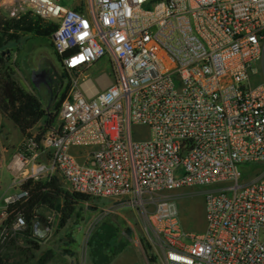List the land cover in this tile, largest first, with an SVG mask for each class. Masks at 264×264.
Returning a JSON list of instances; mask_svg holds the SVG:
<instances>
[{"label":"built area","instance_id":"1","mask_svg":"<svg viewBox=\"0 0 264 264\" xmlns=\"http://www.w3.org/2000/svg\"><path fill=\"white\" fill-rule=\"evenodd\" d=\"M19 1L57 24L69 90L9 164L0 247L28 230L24 182L56 174L136 210L160 264H264V0ZM102 60L112 75L96 85ZM188 197L204 201L201 234L184 230Z\"/></svg>","mask_w":264,"mask_h":264},{"label":"rangeland","instance_id":"2","mask_svg":"<svg viewBox=\"0 0 264 264\" xmlns=\"http://www.w3.org/2000/svg\"><path fill=\"white\" fill-rule=\"evenodd\" d=\"M72 3L73 0L60 1L63 7H70ZM14 11L19 14L30 12L19 0H0L2 15L14 18ZM6 50L7 63L14 70L15 79L43 101L50 121H56L59 107L52 101V96L58 86L54 82L55 77L63 73L60 60L52 47V40L25 35L18 42L9 43ZM105 75H112L107 60L100 61L88 72V78L96 85ZM45 120L30 135L42 134L41 127ZM23 141L24 137L16 127L0 114V206L3 205V199L15 193L14 188L18 187V179L10 171L9 164L19 153V146ZM77 151L82 150H74ZM42 162V159L36 161ZM46 179L49 177L43 176L39 181ZM62 183L68 190L65 183ZM60 207L61 205L56 210L42 208L38 211L47 221L45 226L41 223L38 225L46 233L40 239L32 240L39 244L40 250L33 247L29 249L25 246L23 236H19L12 240L16 241L12 249L7 250L8 242L0 247V258L8 254L7 264H41L44 256L49 253L45 264H160L139 213L126 207L121 201L91 198L77 206L64 228L60 227ZM180 209L184 230L188 233H203L206 227L203 199L183 198Z\"/></svg>","mask_w":264,"mask_h":264},{"label":"trees","instance_id":"3","mask_svg":"<svg viewBox=\"0 0 264 264\" xmlns=\"http://www.w3.org/2000/svg\"><path fill=\"white\" fill-rule=\"evenodd\" d=\"M57 24L47 22L41 17L27 12L18 17L8 18L0 12V114L10 121L24 139L29 138L30 132L44 119L49 117L47 107L43 101L31 92H28L14 77V70L8 65L6 47L9 43L18 42L22 36L31 35L38 39L51 40L54 32L57 30ZM53 47V45H52ZM64 76V75H63ZM58 88L52 96V101H58L57 106L66 97L69 85L63 82V79L55 80ZM42 136L37 137L40 142ZM63 181V180H62ZM61 179L55 175L52 178L35 181L28 179L21 186L22 189L29 192L26 203L17 205L14 209L24 214L28 230L23 235L25 246L40 250L38 243L32 241V231L34 223L47 224V221L38 214L42 208L56 210L60 207V227L64 228L77 206L90 201V197L70 193L64 188ZM44 225V226H45ZM48 226V225H47ZM16 241L7 243V250L15 247ZM8 254L0 258V264L8 263ZM50 254L44 256L40 262L45 264Z\"/></svg>","mask_w":264,"mask_h":264},{"label":"bare ground","instance_id":"4","mask_svg":"<svg viewBox=\"0 0 264 264\" xmlns=\"http://www.w3.org/2000/svg\"><path fill=\"white\" fill-rule=\"evenodd\" d=\"M104 81H105L104 78L100 79V82H104ZM89 90L91 91V93H94L95 91H97L94 87H89ZM19 164H20V162H19Z\"/></svg>","mask_w":264,"mask_h":264},{"label":"flooded vegetation","instance_id":"5","mask_svg":"<svg viewBox=\"0 0 264 264\" xmlns=\"http://www.w3.org/2000/svg\"><path fill=\"white\" fill-rule=\"evenodd\" d=\"M43 75L46 77V78H49L48 74L46 72H43Z\"/></svg>","mask_w":264,"mask_h":264},{"label":"water","instance_id":"6","mask_svg":"<svg viewBox=\"0 0 264 264\" xmlns=\"http://www.w3.org/2000/svg\"><path fill=\"white\" fill-rule=\"evenodd\" d=\"M40 234H42L41 230L39 231Z\"/></svg>","mask_w":264,"mask_h":264},{"label":"crops","instance_id":"7","mask_svg":"<svg viewBox=\"0 0 264 264\" xmlns=\"http://www.w3.org/2000/svg\"><path fill=\"white\" fill-rule=\"evenodd\" d=\"M94 93H96V91H95ZM38 224H39V223H38Z\"/></svg>","mask_w":264,"mask_h":264}]
</instances>
